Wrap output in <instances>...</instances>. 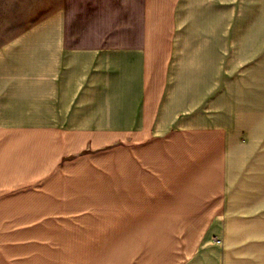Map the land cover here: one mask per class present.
<instances>
[{"label":"crops","instance_id":"obj_1","mask_svg":"<svg viewBox=\"0 0 264 264\" xmlns=\"http://www.w3.org/2000/svg\"><path fill=\"white\" fill-rule=\"evenodd\" d=\"M33 13L0 35V264H264V0ZM99 152L119 180L65 195Z\"/></svg>","mask_w":264,"mask_h":264},{"label":"rangeland","instance_id":"obj_2","mask_svg":"<svg viewBox=\"0 0 264 264\" xmlns=\"http://www.w3.org/2000/svg\"><path fill=\"white\" fill-rule=\"evenodd\" d=\"M2 1L3 0H0V4ZM36 2L37 3L34 4L35 6L32 10H30L31 8L28 9V4L23 3L19 6L22 8V11L19 13H12L11 11L9 13L0 12V35H8L15 32L17 33L21 30L19 27L18 29H12L11 26L28 25L30 18L32 19V17L35 16L33 11L35 9L38 10L39 8V0H36ZM195 67L198 69V65ZM100 155L101 160L98 164L94 162L93 166L95 167H93L92 164L80 163L65 176V181L69 182L70 186L65 189V195H73L75 192H79V195H88L89 192H101L103 189H92L88 188V186H91V183L98 184V182H103L104 180H119L118 177H113L115 174L109 175L105 171L107 170V166L110 164V161L107 159L109 158V153L106 152L105 154V152H102ZM115 155L118 156V152Z\"/></svg>","mask_w":264,"mask_h":264}]
</instances>
